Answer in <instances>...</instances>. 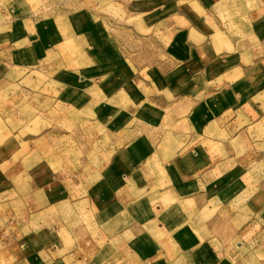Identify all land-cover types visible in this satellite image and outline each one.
Here are the masks:
<instances>
[{
  "label": "rangeland",
  "instance_id": "rangeland-1",
  "mask_svg": "<svg viewBox=\"0 0 264 264\" xmlns=\"http://www.w3.org/2000/svg\"><path fill=\"white\" fill-rule=\"evenodd\" d=\"M146 1L0 0V144L15 138L42 150L37 159H49L66 191L65 202L44 213L1 207L0 198V264H33L16 248L50 232L51 248L67 256L61 264H141L137 250L149 242L182 264L210 241L237 248L264 205V150L240 146L226 149L231 175L203 193L157 187L133 205L130 232L113 235L101 223L91 190L112 161L138 139H162L161 154L166 141L186 140L182 115L156 102L155 80L169 69L164 20L173 15V27L212 26L254 43L242 50L245 69L258 63L246 77L264 76L262 41L252 39L264 23V0ZM105 110L114 113L99 116Z\"/></svg>",
  "mask_w": 264,
  "mask_h": 264
},
{
  "label": "crops",
  "instance_id": "crops-1",
  "mask_svg": "<svg viewBox=\"0 0 264 264\" xmlns=\"http://www.w3.org/2000/svg\"><path fill=\"white\" fill-rule=\"evenodd\" d=\"M157 17L154 14V20ZM177 19L171 15L163 21L165 25L169 20L171 26L165 54L169 69L155 80L160 94L156 102L160 110L169 108L176 113L175 117L182 115L186 140L176 136L166 141L163 154L157 150L162 139L158 143L134 140L128 154L105 169L103 182L93 187L91 195L101 223L113 235L131 231L133 205L152 189L166 185L181 194L198 195L214 181L231 175L224 168L228 159L226 149L244 146L251 148L252 154V149L264 150V76L252 81L246 74L258 63L254 62L248 70L242 63L243 46L254 50L255 44H239L212 26L198 28L188 23L189 26L173 27V23L178 24ZM262 25L253 30L252 39L262 41L260 45L264 48ZM130 74L125 64V84L130 83ZM113 113L105 110L99 116ZM27 142L14 138L0 144L1 207L44 213L65 202L66 191L49 159L46 156L37 159L43 151ZM151 146L156 150H151ZM243 234L235 249L210 241L192 261L180 260L182 264L184 261V264H264V205ZM54 239L51 232L42 238L34 236L22 250L16 248V254L33 264H61L67 256L51 248L57 244ZM137 255L141 264H179L178 257L167 262L150 242L139 247Z\"/></svg>",
  "mask_w": 264,
  "mask_h": 264
}]
</instances>
